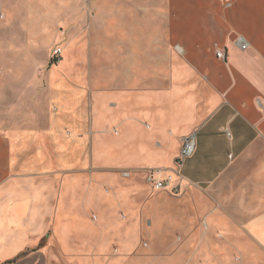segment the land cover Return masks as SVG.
Wrapping results in <instances>:
<instances>
[{
    "label": "crops",
    "instance_id": "0c3cea01",
    "mask_svg": "<svg viewBox=\"0 0 264 264\" xmlns=\"http://www.w3.org/2000/svg\"><path fill=\"white\" fill-rule=\"evenodd\" d=\"M191 135L181 195L155 191ZM142 241L264 264V0H0V264H137Z\"/></svg>",
    "mask_w": 264,
    "mask_h": 264
},
{
    "label": "built area",
    "instance_id": "2783aa9c",
    "mask_svg": "<svg viewBox=\"0 0 264 264\" xmlns=\"http://www.w3.org/2000/svg\"><path fill=\"white\" fill-rule=\"evenodd\" d=\"M237 43L240 49L244 51L247 50L250 46L247 40L244 39L243 37H239ZM60 55H61V50L57 49L53 53V58L57 59ZM217 56L220 59H224L225 53L222 51H218ZM195 149H196L195 135L186 137L183 141V146H182L180 156L176 160V169L174 170V174L169 175L164 180H155L153 177V174L149 175L148 181L151 183L153 189L155 191H166L174 196L181 195L182 177L180 175V169L184 161L194 155Z\"/></svg>",
    "mask_w": 264,
    "mask_h": 264
},
{
    "label": "rangeland",
    "instance_id": "374dc122",
    "mask_svg": "<svg viewBox=\"0 0 264 264\" xmlns=\"http://www.w3.org/2000/svg\"><path fill=\"white\" fill-rule=\"evenodd\" d=\"M145 247L146 245L144 244V241H142L141 245L138 246V249L135 251V253L133 254L134 257L140 259L141 261H138L137 264H148L147 262L144 261L145 259ZM153 264H161V263H153Z\"/></svg>",
    "mask_w": 264,
    "mask_h": 264
}]
</instances>
